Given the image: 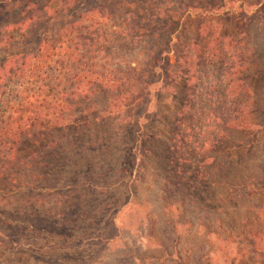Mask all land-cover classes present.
<instances>
[{
    "label": "rangeland",
    "instance_id": "rangeland-1",
    "mask_svg": "<svg viewBox=\"0 0 264 264\" xmlns=\"http://www.w3.org/2000/svg\"><path fill=\"white\" fill-rule=\"evenodd\" d=\"M152 4L161 9L158 24L175 14L190 12L193 7L196 9L193 15L204 16L206 23L213 24L222 36L235 42L234 48L240 52L245 68L243 82L251 100V128L224 132L223 139L208 155L212 156L211 160L201 167V161L188 165V177L173 198L184 199L188 194L189 198L184 199V207H173L168 214L163 208L165 200L159 199L166 196L165 178L175 182L171 173L174 166L169 165L167 158L170 152L166 150V139L160 137L143 144V149L152 151L141 159L144 182L137 180L131 195L128 180L131 173L134 177V167L128 153L142 123L126 129L127 137L123 141L114 131L113 120L99 118L51 128L44 139L55 141V152L51 154L47 181L40 183L41 187L52 190L51 196L45 197L48 190H42L40 196L46 200L45 206L38 205L26 212L0 208L3 214L0 264H177V258L167 259L166 253L173 254L174 250L187 252L179 255L183 258L181 264H231L232 261L264 264V0H100L101 7L110 15H131L135 30L141 31L137 42L161 50L171 28L151 39L152 30L146 27L148 18L158 15ZM91 6L94 5H86ZM206 6L213 7V13L199 11ZM232 10L241 23L234 18L219 19ZM197 24L189 27L184 39L191 40L196 35ZM42 28L45 26L38 24L28 38L34 39ZM136 52L130 48V54ZM172 54L167 55L171 62ZM201 68L198 82L209 71ZM203 89L205 86L202 93ZM176 91L177 101L163 95L143 102L136 109L134 119L147 108L151 113L146 125L150 134L162 120L169 127L188 92L184 81ZM106 101L105 95L97 94L79 109V114L87 116L85 111L94 108L93 113L104 116ZM199 172L213 175L204 181ZM149 186H153L152 190ZM190 188L194 191L187 192ZM2 192L1 196L5 193ZM59 193L70 197L65 198L66 204L57 207L54 202L61 200V197L56 199ZM27 196L29 192L25 189L5 194L16 207L22 206ZM131 196L129 205L123 206ZM106 203L110 208L103 211ZM7 211L12 215L6 214ZM116 212L119 214L115 229H105ZM5 218L14 220L9 231V226L3 223ZM201 223L206 226L200 228ZM27 227L30 229L26 230ZM6 235L13 238L17 247L8 245L10 241L3 238ZM102 238L110 240V244L101 242Z\"/></svg>",
    "mask_w": 264,
    "mask_h": 264
},
{
    "label": "trees",
    "instance_id": "trees-1",
    "mask_svg": "<svg viewBox=\"0 0 264 264\" xmlns=\"http://www.w3.org/2000/svg\"><path fill=\"white\" fill-rule=\"evenodd\" d=\"M89 3L94 6L86 7ZM152 8L158 15L148 18L146 27L152 30L151 39L171 28L166 34V46L161 50L137 42L141 31L135 30L131 15H110L101 7L100 0H0V191L5 192L0 195V208L20 213L34 210L38 205L45 206L46 200L40 194L47 188L40 183L47 181L51 154L55 152V141L44 139L51 128L99 118L113 120L114 131L123 141L127 137L126 129L142 123L128 153L134 167V177L131 173L128 180L131 195L135 184L139 180L144 182L141 159L152 151L143 149V144L160 137L166 139V150L170 152L167 158L169 165L174 166L171 173L175 178V182L165 178L166 196L159 198L165 200L166 214L173 207H184V199L189 198V194L184 199L173 198L188 177V165L201 161V167L211 160L212 156L208 155L223 139L224 132L251 128V100L243 82L245 68L240 52L234 48L235 42L222 36L213 24L206 23L204 16L193 15L196 9L191 6L190 12L170 16L161 24H158L161 9L155 4ZM199 11L213 13L214 8L206 6ZM227 18L241 23L233 10L219 17ZM38 24L45 28L30 40V31ZM193 24L198 25L196 35L191 40L184 39V33ZM130 48L137 52L130 54ZM169 53H173V62L167 56ZM201 67L209 71L198 82ZM181 81L185 82L188 92L173 114L172 123L168 127L162 120L150 134L146 125L151 113L146 108L134 119L136 109L153 96L164 95L177 101L176 87ZM97 94L107 99L104 116L93 113L94 108L85 111L87 116L79 114V109ZM211 173L199 172V176L207 181ZM150 182L153 185L154 180ZM22 189L29 196L22 201V206L16 207L5 194ZM47 190L45 197L52 193L51 189ZM190 191L194 189L187 192ZM58 197L61 200L54 202L57 207L66 204L65 198L70 195L59 193ZM131 198L123 206L127 207ZM109 208L106 203L103 211ZM119 212L110 218L105 229H115ZM6 214L12 215L9 211ZM13 221L3 222L9 226L8 231ZM205 226L200 224V228ZM3 238L10 241L8 245L17 247L9 235ZM115 239L116 236L111 241ZM109 241L102 238L101 242ZM174 251L166 253L167 259L177 258V264H181L183 258L179 255L187 252Z\"/></svg>",
    "mask_w": 264,
    "mask_h": 264
}]
</instances>
